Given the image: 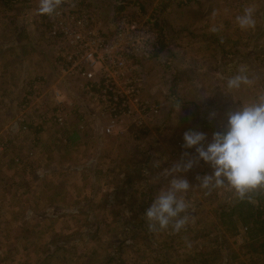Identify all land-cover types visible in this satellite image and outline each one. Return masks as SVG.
<instances>
[{"label": "rangeland", "instance_id": "1", "mask_svg": "<svg viewBox=\"0 0 264 264\" xmlns=\"http://www.w3.org/2000/svg\"><path fill=\"white\" fill-rule=\"evenodd\" d=\"M185 1L186 3L184 0H145L134 3L127 11L123 8L122 11V15L138 20H144L148 16L152 21L150 26L154 29V24L161 26L168 47L159 57L151 58L141 66L145 94L161 103L159 114L145 135L127 133L119 138H110L113 145L108 143L112 154L107 157V168H119V174L123 173H120L121 169H128V175L126 172L119 179L126 192L113 195L116 203L120 202L119 208L114 210L107 206L102 210L98 200L96 205L85 203L82 214L85 215V211L90 208L93 215L89 213L82 217L79 223L81 228L77 227V231L68 238L61 239L64 237L61 234L57 236L54 247H60L59 249L52 250L44 246L29 257L18 256L22 250L28 249V244L18 243L17 257L9 256L14 253V248H7L4 241L9 238L7 244L14 245L16 226L8 222V217L3 220L0 217V264H117L118 261L121 264H264V237L252 239L250 225L240 221L234 220V228H225L218 220L219 213L240 202L264 205V193H254L251 200L243 201L219 189L205 194V190L197 186L196 177L209 175L212 170L203 161L183 174L193 188L185 194L186 200L191 204L187 213L191 219L180 233L172 234L171 230L150 232L145 218L136 208L138 202L145 200V187H155L152 195L154 199L160 189L168 185L170 177L165 170L178 161L183 152L194 154L195 149L186 150L182 147V137L186 131L201 132L197 122L192 120L194 112L198 120L206 121L215 128V132L221 131L226 123L227 111L235 109L240 103L254 100L264 90V0ZM192 1L199 2L195 5L190 3ZM17 3H10L5 6V10L18 9ZM189 3L194 4L190 12L195 13V19L187 16L180 25L170 23L169 18L180 9L188 7ZM249 6L256 9V27L254 30L243 31L236 25L235 17ZM97 12L100 13V10ZM198 13L202 16H198ZM114 14L107 19L108 23L110 19H114ZM179 15L181 16L180 13ZM212 26H219L220 31L211 32ZM204 37L207 39L203 40ZM206 41L211 45L205 47L203 43ZM208 58L211 60H206ZM241 67L247 69L255 83L229 93L226 81L237 74ZM61 86L76 98V88L71 81H65ZM177 99L181 101L178 113L173 107ZM213 112L215 117L209 119ZM35 114L32 109L27 111L30 117ZM205 134L210 141L212 134ZM9 148L6 146L0 156H4ZM96 152L97 147L95 154ZM147 154L153 159L150 170L137 169L135 166ZM4 158L10 169L17 168L14 162H9L11 157L6 155ZM142 172L144 178H139L138 175ZM124 176L128 179L126 183L122 182ZM7 211L0 210V214ZM10 211L19 210L9 209L6 214H10ZM139 221H144L143 226H137ZM71 230L74 231V224ZM20 233L29 236V226H24ZM186 241L190 242V247ZM3 243L6 245L4 252ZM118 246L119 252L116 250ZM3 254L5 257H2ZM116 257L118 261H113Z\"/></svg>", "mask_w": 264, "mask_h": 264}, {"label": "crops", "instance_id": "2", "mask_svg": "<svg viewBox=\"0 0 264 264\" xmlns=\"http://www.w3.org/2000/svg\"><path fill=\"white\" fill-rule=\"evenodd\" d=\"M144 1L85 0L83 5L95 15L103 28H108L115 22L110 19L108 23L107 19L113 17L117 5L127 11L134 3ZM15 2H18V9L5 10V6ZM198 2L190 3L197 5ZM38 3L39 0H0V139L6 142L3 151L6 146L10 147L7 153L4 152V156L11 157L9 162L15 159L21 161L17 168L10 169L6 158L0 156V210H8L6 213L9 209L19 210L0 214L2 220L8 217V222L16 226V239L13 240L12 236L14 245L7 244L9 238L4 241L7 248H14V253L9 255L11 257H17V243L28 244V249L18 254L24 257L32 256L44 246L59 249L54 247L57 236H64L61 239L72 236L77 227L81 228L79 223L82 217L89 213L93 215L90 208L83 215L85 203L96 205L100 201V209L108 206L116 210L120 202L116 203L113 195L126 192L119 179L128 169H121L120 173H123L119 174V168H107L105 163L111 153L108 143H114L110 137L102 138L99 129L91 135H78L77 117L72 115L65 127H57L47 121L39 130L34 128L24 133L17 130V120L23 114L20 107L26 101V96L32 93V81L44 78L53 82L56 75L55 43L47 36L46 15L36 11ZM190 3L176 13L172 9L175 15L169 18L170 23L180 25L187 16L194 20L195 13L190 12L194 4ZM206 39L204 37L203 40ZM203 44L205 47L211 45L208 41ZM43 101L48 111L51 103L46 98ZM23 117L26 124L41 120L37 113L30 117L25 112ZM27 126L30 129L33 125L29 123ZM31 131L35 135L27 133ZM72 147L75 149L71 150ZM96 147L98 153L95 154ZM29 150L35 152L33 158L27 157ZM73 224L74 231L71 230ZM24 226H29V236L20 233ZM6 245L3 243L2 252ZM30 247L33 249L30 250ZM2 257H5L4 254Z\"/></svg>", "mask_w": 264, "mask_h": 264}, {"label": "built area", "instance_id": "3", "mask_svg": "<svg viewBox=\"0 0 264 264\" xmlns=\"http://www.w3.org/2000/svg\"><path fill=\"white\" fill-rule=\"evenodd\" d=\"M84 1L63 0L53 15H46L47 36L56 48L55 79L32 81V93L20 107L23 114L17 130H39L47 121L65 127L74 115L78 135H91L97 129L102 137L145 135L160 107L158 100L145 94L141 66L154 55L158 33L148 16L138 20L122 15L110 28H103L84 8ZM65 81L75 85L76 98L61 86ZM45 98L51 103L48 111ZM30 109L41 120L28 122L33 125L29 129L23 116ZM5 144L0 139V151ZM34 155L33 150L27 153L28 158ZM13 162L21 165L19 159Z\"/></svg>", "mask_w": 264, "mask_h": 264}, {"label": "clouds", "instance_id": "4", "mask_svg": "<svg viewBox=\"0 0 264 264\" xmlns=\"http://www.w3.org/2000/svg\"><path fill=\"white\" fill-rule=\"evenodd\" d=\"M62 2L39 0L36 11L51 16ZM255 12V7L249 6L235 17L239 29H255ZM210 31L216 33L220 27L212 26ZM254 83L255 79L248 75L247 69L241 67L237 74L227 79L226 89L232 93ZM173 107L176 113L180 111V99L175 100ZM215 115L211 113L209 119ZM225 119L223 130L213 132L210 141L203 132L188 130L183 134L182 147L195 149V152L191 155L183 152L180 159L165 170L170 177L168 185L160 189L144 212L150 232L171 230L172 234H178L185 229L191 219L187 214L191 204L185 194L193 187L183 174L201 161L212 170L209 175L196 177L197 186L205 190V194L219 189L243 201L251 200L254 193H264V90L254 100L227 111ZM186 244L191 246L190 242L186 241Z\"/></svg>", "mask_w": 264, "mask_h": 264}, {"label": "trees", "instance_id": "5", "mask_svg": "<svg viewBox=\"0 0 264 264\" xmlns=\"http://www.w3.org/2000/svg\"><path fill=\"white\" fill-rule=\"evenodd\" d=\"M122 11H123V7H120V6L116 7V11L114 14V20H117L119 17L122 16V14H123ZM154 27L158 31V39H157V43L155 45V51H154V55L152 56V58H157V57H159V55H161L163 52H165L167 50L168 42H167V38L163 32L162 27L158 26L157 24H154ZM193 107H195V106H193ZM194 113L192 116V120L194 123L197 122L201 132L211 133V134L213 132H215L214 127L209 126L206 121L198 120ZM152 160L153 159H152L151 155L147 154L145 159L142 160L141 162H139V164L135 167L139 170H142V169H144V170L149 169L150 170V164H151ZM126 174L128 175V172ZM144 176L146 179V175H144ZM138 177L144 178L143 172H142V174L140 173L138 175ZM124 178H125V176H124ZM126 178L122 182H125V183L128 182V179H126ZM154 189H155V187H153V185H152L151 189H148L145 187V190H146L145 200L142 202L141 201L138 202V204L136 205L137 210L139 211V213L143 217H144L145 210L150 206V204L154 200V199H152V195L154 194ZM218 220L220 221V224H222L223 226H226L225 228H229V226L234 228V224H233L234 220L240 221L243 224L250 225V231L249 232H250V237L252 239L264 237V205H262L260 203L252 205V204H246V201L240 202V203L236 204L235 206L230 207L229 210L219 213ZM225 220H227V221H225ZM144 221H145V219H144ZM144 221H139L137 226H143ZM116 250H118L117 252H119V246L116 247ZM112 260L118 261L117 257H116V259L113 258ZM117 264H121V263H119V261H118Z\"/></svg>", "mask_w": 264, "mask_h": 264}]
</instances>
